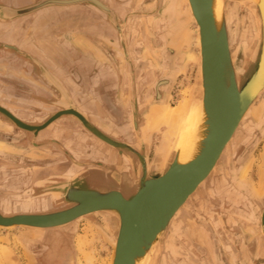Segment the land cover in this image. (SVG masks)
<instances>
[{
    "label": "water",
    "instance_id": "95a60500",
    "mask_svg": "<svg viewBox=\"0 0 264 264\" xmlns=\"http://www.w3.org/2000/svg\"><path fill=\"white\" fill-rule=\"evenodd\" d=\"M3 1L0 0V3ZM114 1L120 4H115L119 7L117 13L110 8L112 0H9V7L0 6V10L11 12L7 17L0 16V24L8 25L0 29V36L16 34V28L10 26L15 21L34 17L50 8L80 7L82 11V7H88L91 19L100 26L97 31L100 30L101 36L112 41L116 50L131 53L138 59V64L132 62L133 73L138 76L133 83L135 97H127L128 104L124 108L130 118L134 120L138 111L140 117L148 113L161 116L160 110L169 105L174 80L186 67L180 63L183 56L178 40L175 38L170 42L165 36L169 27L165 30L163 20H160L164 0H146V3L143 0ZM212 1L189 0L200 36L195 58V84L184 114L188 118L192 112L196 98L194 91L199 81L198 116L190 154L194 157L186 163L180 162L182 145L190 137L186 133L175 148L172 162L162 173L154 167H147L138 155H135L136 162L131 164L135 167L139 163L141 167L119 171L118 159L124 155L123 151H130L109 137L111 133L119 136L108 125L113 120L111 114L102 109L105 120H99L103 116L97 108L88 101L79 104L78 99H73L70 90L41 61L16 49L13 52L22 59L5 55L3 52L6 50L3 51L4 48L0 46L1 95H6L3 90L22 86L19 78L23 77L33 79L44 88L43 96L35 93L29 95L39 100L37 107L13 101L5 106L0 105V179L9 187L8 191L0 187V193L14 194L0 198V205L10 202L20 206L25 200L23 195H28V199L35 204L47 199L53 201V207L58 209L69 206L49 214L24 212L10 217L3 216L6 212L0 207L3 212L0 213V230L20 228L28 233L44 232L69 227L91 215L108 213L111 217H104L103 220L111 235L100 233L112 248L110 264H135L146 253L148 257L144 264H151V252L174 215L214 172L223 150H228L245 114L264 95V39L257 69L240 89L230 55L224 9L217 31ZM255 2L264 23V0ZM87 11L85 13H89ZM78 14L77 9L69 17H77ZM187 25H193V20L190 19ZM138 36L142 44L151 45L152 57L150 53L137 52ZM124 62L130 66L127 59ZM123 125L126 126V122ZM78 135H83L85 144L95 146L96 150H102V147L99 148L93 139L109 148L106 165L94 168L91 163L77 157L75 152L81 147L80 141H77L80 140ZM70 143L71 146H68ZM45 146L53 147L54 154L64 160L42 166L41 159L36 155L38 149ZM158 158L156 153L151 165L159 163ZM78 169L83 170L85 180L76 176ZM147 172H154V178L146 180ZM122 177L128 184L134 178L139 179L137 190L129 198H125L119 190L101 192L87 185L103 186L108 180L120 184ZM57 180L63 182L53 189L44 188V185H55ZM205 226L216 244V231L209 223ZM0 239L5 242V239ZM226 246H229L228 243ZM1 256L5 263L12 264L10 251L2 248ZM28 257L31 261V256Z\"/></svg>",
    "mask_w": 264,
    "mask_h": 264
},
{
    "label": "flooded vegetation",
    "instance_id": "af4514ba",
    "mask_svg": "<svg viewBox=\"0 0 264 264\" xmlns=\"http://www.w3.org/2000/svg\"><path fill=\"white\" fill-rule=\"evenodd\" d=\"M242 3H246L248 5V8H252V11L255 10L254 0H224V4L227 5L226 10H225L226 12L225 20L226 22H228L227 38H229L228 44L230 47V55H231L232 62L234 65L233 69H234L236 81L241 79V76L239 75L243 73V70H244V76L242 77L243 79L240 81L241 83H238L240 89L244 87V85L249 81L251 76L255 73L259 59H260L259 55L261 54V49H262V37H261L260 29L256 28V31H255L256 33H255L248 27L249 24L245 26H241L240 24L241 21L239 19V14H238V10L240 7L243 9L245 13L244 15H245L247 22L250 23V21L253 19L249 13V10L244 8ZM9 5H10L9 0H4L3 3H0V6L9 7ZM72 8H75V7H71L70 9ZM76 8L79 10V14L77 15L79 19L77 18L75 19L78 22L77 26H82V22H79L82 20V18H84L85 20L83 23V29L80 28L79 31H75V33L72 31L73 27L70 25V20H69L70 17L72 16L69 17V15L65 11L59 17H52V18L51 17L49 18L41 17V19L39 20H43V22H46L48 24L53 21V24L58 25V28H59L58 34L62 35L63 37H66L70 33L71 34L78 33V35H81L84 37L86 36L87 38L88 35L86 31L84 30L85 28L88 27L89 22L91 21L93 22V20L90 17L91 12L90 10L87 11L88 7H82V11L80 7H76ZM83 10L89 13H85V11ZM168 22H169L168 24L171 25L172 21H168ZM230 25H233V27H231ZM5 28L6 27L2 29H5ZM15 28H16V34H12L9 37L2 38L1 40H5V41H0V46L4 48L3 51L6 50L10 53L9 56L11 57L16 56L20 60L22 58H20V56H17L13 52V49L18 50L22 54L23 53L26 54V53L21 52L18 46L12 43L13 41L14 43H16L21 39L20 33L17 30L18 27H15ZM8 40L11 41L12 44H8L7 43ZM246 41L249 42V44L253 45L254 48L252 47L253 49H252V56L250 58L251 60H248V63L243 65L242 62H244L243 59H244V55L246 52L245 45L246 46L249 45L246 43ZM61 48L63 49L64 47H61ZM119 54H120V58H122L121 70H123V73L124 74L126 73L127 75L125 76L126 77L125 82L127 85L126 88L128 90L129 96L135 97L134 96L135 93L133 90V83L135 82L136 79H138V76L133 73L132 62L135 63L136 60L131 53H124L123 51H119ZM124 59H127V62L129 63L130 66H128L127 63L124 62ZM44 66L46 65L44 64ZM126 66H128V68H126ZM56 78L60 80V78L58 77ZM119 78H122V75ZM19 80H21L20 84H22V86H16V87L10 88V90L8 91L5 90V92L10 97H13L16 99H23L26 97L25 94L31 93L30 90L35 91L33 90L34 84L32 83L35 81L33 79H26L25 77L19 78ZM117 85L119 87L120 80L118 81ZM111 86L108 85L107 90H105L104 93H102V97L106 99L105 105L102 104L101 106H95V105L94 106L97 108L101 116H103L102 117L103 119L100 118L99 120H102V121L105 120L104 119L105 115L102 113V109H104L105 111L111 114V117L113 120L112 122L108 123V125L109 127L113 128L116 132H118L119 136L111 133L109 137L112 138L113 140H116V142L118 141L120 144H122L123 147H125L127 150L130 151L128 153L123 151L125 156L124 155L121 156L118 159V163H117V160L116 161L114 160V163L118 164L119 171H122L126 168L136 169L135 168L136 166L141 167V165L139 163H136L137 165L134 167L133 166L134 164H131V162L132 163L136 162L135 155H138L143 160V162L146 163L147 167H154L157 170H159V172L161 173L164 172L168 168V165L172 162L173 155H174L172 154V149L174 145H176L181 139V131L183 130V128L180 129V126L179 128L177 127L175 130V135L169 138L165 134L166 129L165 127H163L165 126V124L164 123L162 124V120H164L163 118H160V120H158L157 119L158 117L149 115V113L142 116L143 117L142 118L140 117L139 115L140 113L138 111L135 115L136 116L135 119L134 120L131 119L129 116V113L124 109L121 101L115 99V92ZM65 87L67 86L65 85ZM6 97L7 96H3L0 94V105L5 106V104L9 101H13L16 104L23 105L22 103H19L18 101L8 100ZM116 108H119L120 111L118 112ZM125 122H126V126L123 125V123ZM119 123H121L122 125H120ZM243 123L244 121L240 124V126L243 125ZM169 124L171 123L169 122ZM184 125L186 124L184 123ZM125 127H128V129L127 130L124 129ZM233 141L234 140L232 139L231 141L232 148L236 144L237 140L234 143ZM161 148L165 153L163 164L161 165L160 163H157L156 165H151V159L154 157L156 153H157V156H159L158 160L162 159L161 154H160L161 151H159ZM229 151H230V148H229ZM114 152H117V150H114ZM169 155H171V158L168 160L167 163H165ZM108 159H107V162H108ZM223 159H225V152L223 156H221L213 172L214 174L216 173L215 175H218V178H220V175L226 169L225 167L226 165H221V162L223 161ZM260 173L261 174L259 175V177L261 180V192L262 194H264V167H261ZM152 178H154V172H147L146 180L152 179ZM209 178L210 176L201 185V188L203 190H205L206 188L205 182L209 180ZM1 183L3 182L1 181ZM138 183H139V179L134 178L132 182H130V185H129L128 183L124 182V177H122L120 180V184L111 182L110 185L105 186V187L102 186V188H109L110 190H119L124 195L125 198H129L137 190ZM122 186L125 187V189H123ZM0 187L3 190L9 189V187L3 184ZM90 189L97 190L94 188H90ZM110 190H107V191H110ZM97 191L106 192L103 190H97ZM198 192H199V189H198ZM4 194H5L4 195L5 198L7 195L8 197L12 196L11 193H7V194L4 193ZM0 198H3V195H0ZM23 198H25L23 205H20V206L13 205L14 209L12 208L10 211H6V213L4 214L1 211L0 213H2L3 216L5 217H10L15 214L24 213V212H28L30 214L41 215V214H49V213L63 210L69 207V206H63L59 209H55V207H53L54 202L51 200H47V199L44 201V203L48 201L49 206L44 207L41 204L38 205V204H35L32 200H29L28 195H25V196L23 195ZM193 199H198L196 192L188 198L185 205H187L188 203H192L195 206V204L193 203ZM27 203H29V205H31L32 207L24 208L23 206L28 205ZM185 205L181 208L182 210H186ZM259 207L261 209V213H260V216L257 218V222L255 221L253 215H250V214H246L245 216H242L241 218L238 217L239 218L238 221L243 226L241 230L242 240L239 241V237L234 232V235L236 236L233 238V242H235L233 244L234 246H232L230 249H227L225 251L219 249L217 245L212 241L213 239L211 240L212 242L209 243L210 239L212 238L210 233H209L210 235L209 236L207 233L205 234L204 232H202V230H200L197 227L192 230L185 229L184 224L187 220L189 221L190 218H187L188 215H186L185 211H181L182 214H180V216L178 217L176 216L170 222V224L166 227L161 237L159 238L156 246L151 252L152 264H189V261L197 262V264H264V203L259 204ZM73 225L74 223L71 225L70 228H68L67 232L63 233L62 237H60L62 240L65 239L64 240L65 242H63L64 245L62 249H59L58 245L54 243H52V245L50 244L49 247L46 248L45 250H43V247H40V248L38 247V249H36L38 251L37 252L38 254H42V253L44 254L43 259H45V261H47L48 264H58L59 259H58L57 254L62 256V262H66L67 259H69L70 253H71L70 242L72 238V232H74L75 230V227ZM180 237H184L185 240L180 242L178 240V238ZM207 246H209L210 248H208ZM193 250L198 251L200 254V257L195 256V254L193 253ZM207 251L212 254L213 258L209 259V257L207 256Z\"/></svg>",
    "mask_w": 264,
    "mask_h": 264
},
{
    "label": "rangeland",
    "instance_id": "374dc122",
    "mask_svg": "<svg viewBox=\"0 0 264 264\" xmlns=\"http://www.w3.org/2000/svg\"><path fill=\"white\" fill-rule=\"evenodd\" d=\"M143 3H146V0H143ZM254 3H256L255 0ZM161 4L162 11L164 12L160 20H163L162 24L165 30L169 27L165 36L170 42H173L176 38L178 42L181 43L183 58L180 63L186 65L184 72L182 70V73L176 77L173 83L169 105L167 107L172 110L179 106L180 101L182 102L186 90H188V99L190 98L189 94L195 84L197 72L195 58L198 55V43L196 39L197 30L194 22L193 25H187L191 18L183 0H164ZM242 5L244 8L249 9L246 3H242ZM226 7L227 5L224 4V10H226ZM238 14L241 26L249 24L250 27V23L247 22L244 15L245 13L241 7L238 10ZM28 20L31 22L32 18ZM28 20L26 19L25 23H27ZM168 21H172L171 25L168 24ZM225 23L227 29L228 22L225 21ZM230 26L233 27V25ZM136 39L137 52L150 53L152 57L153 52L150 48L151 45L142 44V40H140L139 36L136 37ZM146 39L148 40L147 37ZM135 59V63L138 64V59ZM239 76H241V79L237 80V83H241L240 81L243 79L244 72ZM198 86L199 81H197V87L194 91L196 98L190 115L196 110L199 103L197 97L199 93ZM162 110H160V112L158 111L161 116H157V119H164L162 123L165 124L163 127L166 129L165 132L167 135L166 125L168 120L166 121L165 115L162 114ZM253 110H255L254 114ZM253 110L248 115L246 114L247 116H245L246 118L243 120V125H239L233 135V143L237 140L236 144L232 148V143L230 142V151L229 148L224 151L225 159H223L221 165H226V169L222 172L220 178H218V175H215L216 173H212L209 180L205 182V190L200 187L199 192H196L198 199H193V203L196 207L192 203H188L185 205L186 210L181 209L176 215L178 217L182 214L181 211H185L186 215L189 216H187V218H190V220L185 222L184 228L192 230L197 227L208 235L209 233L205 225L209 223L214 231H216L215 238L217 247L224 251L234 246L233 244L235 242H233V238L236 237L234 232L239 237V241L242 240L241 230L243 226L238 221V217L241 218L246 214H250L253 215L257 222V218L261 213L259 204L264 203V194L261 192V180L259 177L261 174V167H264V95L256 102ZM184 123L185 120H180V129L183 128ZM177 125L178 124L175 123V128L178 127ZM183 135L184 133L182 131L181 136ZM177 144L174 145L172 154H174L175 148L178 146ZM162 155L163 153L161 152V156ZM3 191L8 190L4 189ZM11 194L14 195L13 193ZM0 195H3L5 198L4 193H0ZM6 197H8V195ZM4 204L11 203L6 202L1 204L0 207L2 210ZM23 207L26 208V206ZM104 217H111V215L108 213H99L74 222L73 226L75 230L72 232L70 242V257L66 262H62V256L57 254L59 259L58 264L110 263L112 248L100 233L104 232L107 236L111 235L104 223ZM70 227L71 225L66 228L35 233H28L20 228L0 230V238L5 239V242L0 239V264H7L1 256L2 248L11 252L12 264H48V262L43 259L44 254H38L36 249H38V247H43V250H45L50 244L52 245V243L57 244L59 249H62L65 239L62 240L60 237H62V234L66 233ZM80 239H82L81 250L78 247V241ZM212 239L213 238L210 239L209 243L213 241ZM178 240L181 242L185 239L184 237H180ZM226 243H228V247ZM207 247L210 248L209 246ZM193 253L195 256L200 257L198 251L195 252L193 250ZM84 254L88 255V261L85 259ZM28 255L31 256V261H29ZM207 256L209 259L213 258L212 254L208 251ZM191 263H193V261H189V264Z\"/></svg>",
    "mask_w": 264,
    "mask_h": 264
},
{
    "label": "crops",
    "instance_id": "0c3cea01",
    "mask_svg": "<svg viewBox=\"0 0 264 264\" xmlns=\"http://www.w3.org/2000/svg\"><path fill=\"white\" fill-rule=\"evenodd\" d=\"M115 4L116 1L112 0L110 3L111 8L116 12L119 7ZM72 9H56L51 8L44 12L37 14L34 17L25 18L22 20L15 21L12 25L18 27L17 30L20 33L21 39L14 43L18 46L21 52L29 54L38 61L44 63L51 71L52 74L61 81L65 83L67 88L71 92L73 99H78L77 102L81 104L84 101L88 103L100 106L104 104L106 99L102 97V93L107 90L108 85L112 87L115 92V99L121 101L123 107L128 104L127 97L129 96L128 90L126 88V73L121 70L122 58H120L119 50L115 49V44L109 41L106 37L101 36L100 27L97 22L91 21L88 27L85 28L88 37L74 34L75 31H79L80 28L83 29L84 18H82V26H77L76 18L73 17L70 20V25L73 27V34H68L66 37L58 34V25L43 22L39 20L42 18L49 17H59L64 11L70 15L74 10ZM117 13V12H116ZM29 22L28 19H31ZM26 19L28 20L27 23ZM7 24H0V29L7 27ZM70 26V27H71ZM78 29V30H77ZM5 36H0V41ZM8 44H12L11 41H7ZM61 47H64L63 49ZM5 55H9L8 51L3 52ZM62 65V66H60ZM128 74V72H127ZM122 78H119L121 77ZM120 80V85L118 87V81ZM21 80H19L20 82ZM32 82V81H30ZM34 84L31 93L43 96L44 88L41 85ZM117 83V84H116ZM10 90V89H9ZM5 92V90H3ZM7 95V94H6ZM5 94L3 96H6ZM30 94H25V98L16 99L7 95L8 100L18 101L25 106L37 107L39 106V100L29 96ZM104 102V103H103ZM84 108V106H82ZM126 110V109H125ZM127 111V110H126ZM80 136L81 147L78 148L75 154L78 158L83 159L85 162L91 163L94 168H102V166L107 164V155L109 151L105 145L96 139H93L94 143L102 150H96L91 145L85 144V137ZM82 137V138H81ZM71 146V143L68 145ZM39 153L36 155L38 159H41L42 166H51L59 161H63L64 158L60 155L54 154L53 147L45 146L38 149ZM76 176L78 179L85 180V174H83L82 169L77 170ZM63 181H56L55 185H44V188L48 190L49 188H54L59 186ZM112 181L108 180L105 186L110 185ZM4 185V183H2ZM88 187L97 190L106 191L109 188H102V186L94 185L90 183L87 184Z\"/></svg>",
    "mask_w": 264,
    "mask_h": 264
},
{
    "label": "bare ground",
    "instance_id": "6f19581e",
    "mask_svg": "<svg viewBox=\"0 0 264 264\" xmlns=\"http://www.w3.org/2000/svg\"><path fill=\"white\" fill-rule=\"evenodd\" d=\"M50 1V0H49ZM83 1V0H82ZM89 1H97V0H89ZM260 1V0H259ZM183 2H184V4H185V6L187 7V9H188V11H189V16H190V18L193 20V22H194V24H195V27H196V30H197V34H196V39H197V45L198 46H200V42H199V40H200V36H199V28H198V25H197V23H196V21H195V19H194V17H193V15H192V10H191V8L189 7L190 6V4H189V0H183ZM96 3V2H95ZM224 0H213L212 1V9H213V16H214V19H215V23H216V29H217V31H219V23L218 22H220V20H221V18H222V15H223V9H224ZM249 10V13H250V15H251V17L254 19V21H253V19L250 21V27H249V25H248V27L253 31V32H255L256 31V28L258 29H260V31H261V37H262V39H264V35H262V34H264V23H262V17H261V14H260V10H259V7H258V5L255 3V10H253L252 11V8H249L248 9ZM257 12V13H256ZM10 13L11 12H9V11H7V10H4V9H1L0 10V16L1 17H7V16H9L10 15ZM225 10H224V18H225ZM188 17V16H187ZM251 17H250V19H251ZM189 18V17H188ZM226 19V18H225ZM226 21V20H225ZM186 24H187V22H186ZM259 32V31H258ZM256 33V32H255ZM254 34V33H253ZM251 37V36H250ZM255 38V37H254ZM229 39V38H228ZM229 43V42H228ZM246 43L247 44H249V42H247L246 41ZM260 46H261V44H260ZM245 47H246V52H245V55H244V59H243V61L244 62H242V64L243 65H245V64H247L248 63V60H251L250 58H251V56H252V49L254 48V46L253 45H251V44H249V45H245ZM253 47V48H252ZM260 56V55H259ZM241 58H242V56H241ZM240 58V59H241ZM254 60V59H253ZM251 62V61H250ZM249 62V63H250ZM238 65V64H237ZM234 66V65H233ZM242 67H244V66H242ZM248 70V69H247ZM243 72H244V70H243ZM247 72V71H246ZM187 92H188V90H186L185 91V95H184V97H183V99H182V102L180 101V103H179V106L177 107V108H173L172 110L171 109H169V108H164L163 110H162V114H164L165 115V118H166V120H168V123H167V125H166V128H167V135L166 136H168L169 138L170 137H172L173 135H175V123H177L178 125V128H179V126H180V120H185V124L186 125H184L183 126V133H184V135L183 136H181V140L183 139V137L184 136H186V133L190 136L189 138H187V140L184 142V144L182 145V150H181V154H180V162L181 163H186V162H188V161H190L193 157L190 155L191 154V151H192V148H193V143L192 142H194V141H192L193 139H192V137L194 136V134H193V131H194V127L196 126V120H197V116H198V110H197V108H196V110H194L193 111V113H192V115H189V117L187 118L184 114H186L185 112H186V109H187V107H188V96H187ZM254 109V108H253ZM253 109H249L250 111H248L249 113L253 110ZM257 109V108H256ZM248 112L246 113L247 115H248ZM255 113V110H253V114ZM245 114V116H247ZM244 116V118H246ZM163 117V116H162ZM244 118H243V120H244ZM242 120V121H243ZM241 121V122H242ZM169 122L171 123V124H169ZM241 122H240V124H241ZM166 123V122H165ZM163 124V123H162ZM239 124V125H240ZM155 126V125H154ZM239 127V126H238ZM238 129V128H237ZM236 129V130H237ZM181 131V132H182ZM236 132V131H235ZM178 133V132H177ZM125 134V133H124ZM127 134V133H126ZM165 134H166V132H165ZM235 134V133H234ZM187 135V136H188ZM126 136H128V135H126ZM131 137V136H130ZM232 139H233V137H232ZM232 139H231V141H232ZM181 140H179V142H178V144L177 145H179L180 144V141ZM129 149V148H128ZM169 149H170V147H169ZM160 151L163 153V155L161 156L162 157V159L160 160L159 159V163L162 165L163 164V162H164V155H165V153H164V151L162 150V148L160 149ZM224 151H225V149L223 150V152H222V154H221V156L223 155V153H224ZM159 152V151H158ZM161 154V153H160ZM167 156V155H166ZM221 156H220V158H221ZM220 160V159H219ZM218 163V162H217ZM126 183V182H125ZM130 185V184H129ZM128 185V186H129ZM104 187H105V185H103ZM125 186V185H124ZM134 186V185H133ZM122 188L123 189H125V187H123L122 186ZM128 188V187H127ZM107 190H110V189H107ZM106 190V191H107ZM131 190V189H130ZM125 191V190H124ZM126 192V191H125ZM48 202V201H47ZM40 203L41 205H43L44 207H46V206H49V202L48 203ZM39 205V204H38ZM27 207H32V206H30L29 204L28 205H26V208ZM14 209V206H13V204H4V206H3V210L4 211H10L11 209ZM177 215V213L174 215V217ZM174 218H172V220H173ZM171 220V221H172ZM81 244H82V239H80L79 241H78V247H79V249L81 250ZM151 252V251H150ZM150 252H149V255H150ZM109 256H110V254H109ZM84 257H85V259L88 261L89 260V257H88V255L87 254H84ZM147 257H148V253H146L143 257H141V258H139V259H137L136 260V263L135 264H144V261H146L147 260ZM150 262H151V264H152V261L150 260ZM110 264V263H109Z\"/></svg>",
    "mask_w": 264,
    "mask_h": 264
}]
</instances>
